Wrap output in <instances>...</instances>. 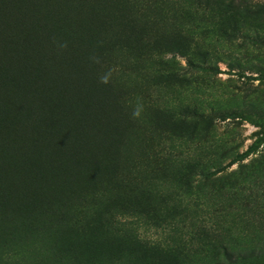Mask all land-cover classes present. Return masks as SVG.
Here are the masks:
<instances>
[{"label":"rangeland","instance_id":"374dc122","mask_svg":"<svg viewBox=\"0 0 264 264\" xmlns=\"http://www.w3.org/2000/svg\"><path fill=\"white\" fill-rule=\"evenodd\" d=\"M103 1L28 5L87 54L88 75L111 73L105 88L124 104L119 136L131 139L127 196L110 195L111 174H81L86 184L67 205L59 198L43 207L50 216L34 212L20 226L0 220V264H229L226 253L231 264L256 263L264 247V0H130L135 11L121 7L127 0ZM177 34L212 73L188 68ZM138 103L143 111L133 118ZM184 106L199 116L181 126ZM0 136L19 150L14 134ZM187 158L205 168H156ZM105 167L117 170L111 161Z\"/></svg>","mask_w":264,"mask_h":264},{"label":"trees","instance_id":"16d2710c","mask_svg":"<svg viewBox=\"0 0 264 264\" xmlns=\"http://www.w3.org/2000/svg\"><path fill=\"white\" fill-rule=\"evenodd\" d=\"M28 3L0 0V134H14V142L18 139L15 147L19 149L10 147L12 137L7 136L10 139L5 144L0 136V220L18 226L34 212L50 216V211L43 208L50 201L57 203L60 198L67 205L72 193L86 184L81 175L85 172L111 174L110 195L118 200L126 198L130 180L124 176L132 168L126 163L128 153L124 150L131 139L122 140L119 136L124 104L114 101L105 88L112 87L113 81L108 78L103 83L102 77L88 75L87 54L53 35L51 25L41 24ZM121 7L136 10L130 0ZM176 37V47L186 56L188 68L194 73H212L211 66L193 59L189 37ZM194 52L203 58L208 55V51ZM185 70L180 68L178 80L186 76L182 74ZM181 114L188 116L181 118V126L189 122L187 118L199 116L198 110L190 106H184ZM201 117L212 125L210 116L201 113ZM199 123L195 122L191 134L195 135ZM251 152L248 148L246 156ZM109 161L115 163L116 171L105 167ZM102 163L105 164L100 166ZM171 167L178 172L205 168L194 158L172 166L164 161L156 168ZM53 206L57 210L64 207ZM61 210L58 213L64 216ZM226 254L229 264L235 261L234 255ZM254 260L253 264H264V247Z\"/></svg>","mask_w":264,"mask_h":264},{"label":"clouds","instance_id":"9594fccd","mask_svg":"<svg viewBox=\"0 0 264 264\" xmlns=\"http://www.w3.org/2000/svg\"><path fill=\"white\" fill-rule=\"evenodd\" d=\"M61 47H66V45H61ZM111 73H109L108 75H105L101 78L102 82L103 83H107L108 82V76L110 75ZM143 111V105L138 103L136 105V107L134 108L133 112H132V116L133 118H138L140 117L141 113Z\"/></svg>","mask_w":264,"mask_h":264}]
</instances>
